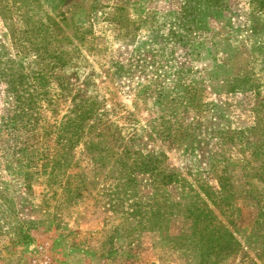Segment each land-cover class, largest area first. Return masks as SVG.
Masks as SVG:
<instances>
[{
	"label": "rangeland",
	"instance_id": "1",
	"mask_svg": "<svg viewBox=\"0 0 264 264\" xmlns=\"http://www.w3.org/2000/svg\"><path fill=\"white\" fill-rule=\"evenodd\" d=\"M151 235L264 264V0H0V264Z\"/></svg>",
	"mask_w": 264,
	"mask_h": 264
},
{
	"label": "crops",
	"instance_id": "2",
	"mask_svg": "<svg viewBox=\"0 0 264 264\" xmlns=\"http://www.w3.org/2000/svg\"><path fill=\"white\" fill-rule=\"evenodd\" d=\"M145 26L147 27V24L145 23ZM144 30V29H143ZM149 32V31H148ZM158 237L155 236H144L141 240V248L140 247H127L125 251L122 249L118 250L117 255L125 254L124 252H132L130 254H133L134 257L132 258L131 264H160L161 261V249H162V242L157 239ZM161 243V244H160ZM89 253H63L58 255H55L53 252L50 254L56 264H128L125 261H117V259H110L107 257H100L98 258L96 255L90 257L88 255ZM128 254V253H126ZM30 260V259H29ZM21 264H30V262H27L26 260L22 262Z\"/></svg>",
	"mask_w": 264,
	"mask_h": 264
},
{
	"label": "trees",
	"instance_id": "3",
	"mask_svg": "<svg viewBox=\"0 0 264 264\" xmlns=\"http://www.w3.org/2000/svg\"><path fill=\"white\" fill-rule=\"evenodd\" d=\"M209 193H211L212 195L214 194L216 197H217V194H215V192L213 191H210ZM207 206V204H206ZM206 211L204 212L203 211V214L202 216L200 217V219H204L206 222H207V225H211L213 228H211L213 231H215V233H213V236H215L217 234L218 231H226L228 233V242H229V246L231 248V243H234L237 240L236 236H235V231L233 228H230L229 226H225L223 223H221L217 217L214 215L211 207H208V208H205ZM203 220V221H204ZM202 221V220H201ZM198 223V220L195 221V227H194V231H193V234L192 235H196L195 232H198V228L196 229V225ZM192 237V236H191ZM231 242V243H230ZM204 245V244H203ZM227 245H224L222 248H220L218 251H217V255H221L224 250H227V248H229L228 246L226 247ZM204 249L207 250L204 246ZM221 259L219 261H216L214 262V264H217L218 262H220Z\"/></svg>",
	"mask_w": 264,
	"mask_h": 264
},
{
	"label": "built area",
	"instance_id": "4",
	"mask_svg": "<svg viewBox=\"0 0 264 264\" xmlns=\"http://www.w3.org/2000/svg\"><path fill=\"white\" fill-rule=\"evenodd\" d=\"M44 252L45 250L41 251L38 256L32 260V264H56L54 258Z\"/></svg>",
	"mask_w": 264,
	"mask_h": 264
}]
</instances>
